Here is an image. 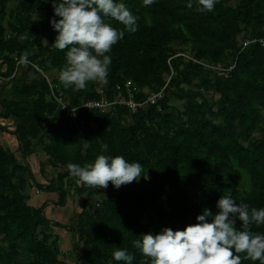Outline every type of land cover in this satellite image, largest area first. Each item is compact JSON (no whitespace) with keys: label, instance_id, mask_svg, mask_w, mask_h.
<instances>
[{"label":"trees","instance_id":"1","mask_svg":"<svg viewBox=\"0 0 264 264\" xmlns=\"http://www.w3.org/2000/svg\"><path fill=\"white\" fill-rule=\"evenodd\" d=\"M123 2L137 17L138 30L125 32L124 38L108 53L112 63L106 98L112 99L119 91L122 98H127V82L142 88L157 86L153 90L158 93L164 87L162 76L170 74V64L176 74L177 62L185 57L174 54L170 46L173 41L190 47L187 56L191 59L186 57L185 63V86H191L196 78L201 83H196L195 89L189 87L183 93L177 92L178 76L173 74L157 104H149L147 109H138L135 113L124 105H115L108 112L86 108L77 110L75 119L68 121L80 129L83 139L90 145L84 154L78 151L70 157L59 130H51L46 151L53 161L83 165L94 161L98 155H120L128 162L140 163L144 169L145 176L138 182L122 185L119 189L109 182L103 207L93 214L87 215L83 211L80 215L79 220L88 217L89 228L84 229L81 224L79 228H69L77 233L79 241L85 239L79 256L81 264H96L101 259L117 264L112 254L118 248L128 249L134 254L133 264H151L149 258L132 247L135 239L149 232L159 233L165 227L183 230L187 225L195 224L196 217L204 209L215 214L218 211L216 202L222 196H229L237 203H246L249 209L264 208V135L249 145L244 144L251 137L260 119V111L264 109V49L258 43H251L243 49L242 45H237L242 32L249 33L248 39L264 37V0H217L212 12L198 11V0H191V8L187 6L189 0H155L149 7H145L142 0ZM37 4L29 5L27 0L22 3L26 10L38 8ZM46 8L47 14L43 19L27 26L35 37L18 48L22 55L37 46L38 52L29 58L33 65H17L16 61L13 63L4 56L6 68L3 74L10 76L16 70L11 80L21 83L19 94L36 97L32 116L17 115L9 106H3L5 112L1 115L3 119L18 120H14L18 128L14 132L2 125L0 130L16 135L24 156L30 146L29 138L36 137L38 133L33 126L34 121L38 122V129L49 122L48 115L56 109L65 116L51 97L45 75L51 70L59 74L66 64V53L51 48L57 33L50 25L54 18L53 8L50 5ZM142 13L148 14L150 24L141 19ZM106 22L118 30L124 29V25L114 19ZM10 43L0 39V52L9 50ZM229 53H234V57L228 67L235 63L229 72L220 73L193 61L222 65L223 68ZM40 73L43 76L39 81L22 82L27 76ZM52 83L55 93L61 95L69 107L100 97L97 89L85 93V90L73 91L62 84L59 91L55 88L56 83ZM204 88L214 89L220 94L216 107L207 100L202 92ZM147 98L142 92L134 94L138 102ZM173 99L184 104L183 111L170 105ZM128 116L132 124L124 129L122 123ZM105 144L108 145L107 152L102 149ZM233 161L249 177L250 189L246 194L237 188L234 177L238 169ZM14 163V155L0 147L2 226L8 230L11 223L18 224L19 235L14 241L20 240L30 249L40 250L50 234H44L39 241L35 232L48 220L43 207L30 208L12 190L6 167ZM30 179L36 187L43 188L32 174ZM7 184L9 186L5 189ZM10 189L11 194L7 191ZM44 189L58 193L59 206L65 203L67 194L62 190V184L57 189L51 184ZM79 192L82 193V189ZM163 198L165 204L161 203ZM96 205L99 206L98 203ZM84 206L87 207V203ZM252 230L264 234V226H254ZM242 264L259 262L242 260Z\"/></svg>","mask_w":264,"mask_h":264},{"label":"clouds","instance_id":"2","mask_svg":"<svg viewBox=\"0 0 264 264\" xmlns=\"http://www.w3.org/2000/svg\"><path fill=\"white\" fill-rule=\"evenodd\" d=\"M50 2L54 13L50 25L57 33L51 48L66 53V64L59 72L60 82L73 91L85 90L89 82L107 84L112 63L108 53L124 38L125 32L138 30L137 17L123 0ZM142 2L149 7L155 0ZM216 3L217 0H198V11L212 12ZM187 6H193L191 0ZM107 19L123 24L124 29L112 27ZM19 63L27 67L28 55L21 56ZM102 149L107 152L108 145H102ZM67 167L78 183L98 188H107L111 182L119 189L145 176L140 163L128 162L120 155H98L91 164L69 163ZM216 208L215 214L204 209L196 217L197 222L183 230L165 227L156 234H143L133 241L132 247L149 258L151 264H242V260L264 264V234L252 230L254 226H264V208L249 209L246 203H237L229 196H222ZM112 258L117 264H133L135 260L128 249L119 248Z\"/></svg>","mask_w":264,"mask_h":264},{"label":"rangeland","instance_id":"3","mask_svg":"<svg viewBox=\"0 0 264 264\" xmlns=\"http://www.w3.org/2000/svg\"><path fill=\"white\" fill-rule=\"evenodd\" d=\"M23 1L26 0H0V39L2 41H11V48L7 51L0 52V125L13 132L18 129L16 128L17 125L14 123V120L16 122H18V120L15 118L11 120L1 118V115H3L5 112V106H9L10 109L15 111L17 115L22 117H30L33 114L32 109L36 97H29L19 94V91L22 88L21 83L16 82L15 79L8 80L9 76H5L3 74L6 68L4 56L9 57V59L15 63L16 58L25 55H21L20 50L18 49L19 46L25 45L26 41L32 37H35L27 30V26H29V24L33 21L43 19L47 14L46 6H52L50 0H27L29 5L38 3V8L26 10L22 5ZM232 4L234 5V3ZM140 15L145 24H150L147 13H142ZM248 38L249 33L242 32L237 38L238 47H240L242 42ZM170 46L172 47L174 54L182 55L183 57L184 55H188L190 52L189 44L183 45L173 41ZM37 52L38 49L35 45L32 49L30 48L26 54L30 58ZM233 57L234 53L228 54L225 62L223 63V68L230 65ZM183 59L185 61L182 60L181 62H177L178 73L175 74V71L170 64V74H164L162 76V83L165 86L173 74L174 76L177 75V87L179 88L176 89V91L181 93L187 91L189 87L191 89H195V84L201 83V80L196 78L192 80L193 82L191 86H185L184 71L187 60L186 57ZM39 61L40 60L36 61V63H39ZM45 75L48 77V81L51 82L52 86H54L52 81L56 83L55 88L57 87V90L60 91L62 83L59 80V74L56 72V70H51L49 72L47 71ZM42 76V73L33 76H27L25 81L23 79L22 82L29 83L30 81H39ZM126 87L128 89H133L136 93L142 92L147 95V97H153L158 94L153 90L157 89V86H153L154 88H142L136 84L127 82ZM107 88L108 82L107 84L89 82L85 89V93L93 89L106 90ZM202 92L214 107L219 104L220 94L214 89L206 90V88H204L202 89ZM116 95H118V93H116ZM49 99L50 97L47 96V100ZM169 103L173 107L178 106L181 111L184 109V104L181 101L173 99L170 100ZM147 108L148 105L146 104V106L143 107V110ZM48 119L49 122L43 124V126L39 127L38 129L36 128L38 122H33V126L38 133L36 137L29 138L30 146L28 149H26L25 156L23 155L21 150L22 147L17 140L15 141L16 146L14 147V154L7 147V145H9L8 142L4 141V139L3 143L0 142V147L8 152H11L15 158V163L9 167H6V173L9 175V181L12 184V190L15 191L17 195L21 197V200H23V202L26 203L30 208L36 209V200L34 197L32 198V195L37 194L35 192L36 190L43 192L45 191L44 187H48L50 184L51 187L57 189L60 187V184H62V190L67 194L68 197H78L74 199L75 204L79 207L81 213L85 211L87 215L93 214L103 207V204L106 200L107 188L90 187L84 184L83 187L80 188L78 186L79 183L77 178L70 174L67 165L53 161L46 151V147L49 145L50 132L53 128L59 130L62 141L65 145L66 152L70 157H73L78 151L84 154L85 150H87L90 145L83 139L80 129L74 127V125L68 121L69 119L61 115L57 109L53 114L48 115ZM131 124L132 122L130 116H128L126 117L125 121H123L122 127L126 129ZM2 131L3 130H1V132ZM261 135H264V109L260 111V119L252 131L251 137L248 141L244 142V144L249 145L252 141H257ZM93 162L94 161H90L80 166H85ZM233 165L236 169H238L235 161H233ZM39 170L41 171V176L43 178L42 181L44 183L40 185L43 188L36 187L30 179L31 174L34 178L35 176H38ZM234 179L237 182V188L239 191L243 194H246L250 189L248 175L242 170L238 169V173L235 175ZM8 186L9 185L7 184L5 189H7ZM79 189H82V193L79 192ZM7 191L9 194H11V189ZM97 192H99V195H102L99 196L97 200L92 201V199L95 197L94 194H98ZM85 203H87V207L84 206ZM97 203L99 206L96 205ZM161 203L165 204L164 198L161 200ZM1 219L2 215L0 214V264H53L54 261H56L57 264H81L79 256L82 255V246L85 239H83V241H79L77 233L74 230H70L69 228H79L80 224L84 229L89 228L91 223L87 216L82 217L80 220L79 218L73 221L71 220L72 222L65 221L63 222L64 225L61 224L60 226L62 227L59 228H53L59 224L54 226L52 225L53 227H51L49 222L40 225L35 232V237L37 240H42L44 234H50V238L44 243V247L40 250L30 249L20 240L14 241L19 235L18 224L11 223V227L8 230H4ZM70 235L74 237V240H71ZM96 264H109V261L101 259L96 261Z\"/></svg>","mask_w":264,"mask_h":264},{"label":"built area","instance_id":"4","mask_svg":"<svg viewBox=\"0 0 264 264\" xmlns=\"http://www.w3.org/2000/svg\"><path fill=\"white\" fill-rule=\"evenodd\" d=\"M251 43H258L263 49H264V37L263 38H258V39H247L245 41L242 42V49L245 48L247 45L251 44ZM185 57H187L188 59H191L190 57H188L187 55H184ZM193 60V59H192ZM194 62L202 65L205 68H211L213 70H217L220 73L222 72H229L231 71L234 66L235 63L228 69H223L220 65L218 66H213L212 64L203 62V61H199V60H193ZM16 64H19V59H16ZM31 65H33L32 63H29ZM16 73V70L8 77V80H11L12 78H14ZM1 78V77H0ZM47 82L49 84V87L51 89V97L52 99L57 103L58 105V109H60V111L65 115L66 118L68 119H75L76 117V112L79 109H89V110H93V111H99V112H108L112 109L113 106L115 105H124L126 107L129 108V110L132 113H135L138 109H142L143 107L149 104H157V101L159 98L162 97V93L164 91L165 86L158 92V94H156L153 97H148L144 102H138L134 99V94L136 93L133 89H128L127 90V98H122L121 96V92H117L118 95L115 94V96L112 97V99H107L106 98V90L104 89H98L97 90V94L100 96L98 100H88L86 102H84L83 104L77 106V107H69L65 101L63 100V98L61 97V95H57L53 89V86L51 84V82L48 81L47 78ZM79 187L82 186V183L78 184Z\"/></svg>","mask_w":264,"mask_h":264},{"label":"crops","instance_id":"5","mask_svg":"<svg viewBox=\"0 0 264 264\" xmlns=\"http://www.w3.org/2000/svg\"><path fill=\"white\" fill-rule=\"evenodd\" d=\"M11 120V119H10ZM1 122V121H0ZM9 130V129H8ZM4 141L8 142L9 145L7 147L10 149V151L14 154L15 146H16V140L17 137L15 134H12L11 132H6L3 130L1 132L0 130V142L3 143ZM2 140V141H1ZM18 141V140H17ZM38 176H35V180L39 184H44L42 181L41 171H38ZM37 194L32 195V198L36 200V208L43 207V213L48 220L49 224H51V227H53L56 224L64 225L63 222L69 221L72 222L73 220L80 218L81 212L79 210V207L75 204V199L78 197H66L65 203L61 206H59L57 203L59 201V195L55 191H43L39 192V190L35 191ZM102 194H94V198L92 201H95L101 196ZM101 198V197H100ZM100 200V199H99ZM77 201V199H76ZM72 220V221H71ZM53 225V226H52ZM53 228H57V226H54ZM59 228V227H58ZM59 232V231H58ZM71 240H74V237L70 235Z\"/></svg>","mask_w":264,"mask_h":264}]
</instances>
